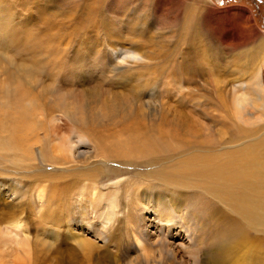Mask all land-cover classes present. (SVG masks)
I'll list each match as a JSON object with an SVG mask.
<instances>
[{
	"label": "rangeland",
	"instance_id": "374dc122",
	"mask_svg": "<svg viewBox=\"0 0 264 264\" xmlns=\"http://www.w3.org/2000/svg\"><path fill=\"white\" fill-rule=\"evenodd\" d=\"M0 7V17L11 15L0 19V79L9 80L11 100L3 117L36 122L46 96L47 106H57L48 120L58 127L48 146L63 148L71 161L62 173L37 153L28 165L13 164L9 154L8 161L0 160V229L11 231L0 236V264H26L19 224L26 226L30 250L51 245L46 231L54 232L56 249L44 264H67L62 259L81 251L89 257L86 264L181 263V252L194 246L197 218L185 219L176 204L182 189L162 184L157 173L178 162L179 174L181 147L194 149L192 142L203 136L188 130L196 119L203 124L198 115L203 106L231 128L212 78L228 76L241 62L236 57L264 40V0H0ZM245 28L252 30L248 40H242ZM129 52L137 60L123 58ZM196 68L201 72L194 80ZM258 70L264 91V66ZM253 80L248 75V84ZM42 82L49 85L47 94H41ZM124 120L158 154L108 156L115 142L128 149L127 134H116L122 128L116 122ZM84 123L94 130H78ZM29 137L36 141L33 133ZM66 187L48 220L41 205ZM72 217L76 224L70 226ZM250 236L264 249V233ZM201 248L187 264L206 262Z\"/></svg>",
	"mask_w": 264,
	"mask_h": 264
},
{
	"label": "bare ground",
	"instance_id": "6f19581e",
	"mask_svg": "<svg viewBox=\"0 0 264 264\" xmlns=\"http://www.w3.org/2000/svg\"><path fill=\"white\" fill-rule=\"evenodd\" d=\"M9 17L11 15L1 14L0 19L9 21ZM3 30L0 27V32ZM250 31L252 30L249 28L243 29L242 40L245 38L248 40L251 37ZM137 57V55L129 52L123 58L137 60ZM235 61L241 62L236 63L228 76L212 78L216 97L223 98V104L226 105V109L233 120L231 128L210 115L206 106H203L201 114H198L199 118L205 119H203V124L196 119L193 125L188 127L189 131H199L203 133V136H197V142H192L194 149L186 144L181 147L185 158L179 167V174L178 162L173 164V169L164 168L157 173V178L162 184L182 189L183 194H180L181 199L179 198L176 204L183 208L181 209L184 211L185 219L192 222L194 218H197L193 245L199 248L186 247L181 252L182 261L179 264H187V258L200 252L202 245L204 246L203 258L206 261L203 264H225L234 257L237 259L236 261L241 260L243 264H264V249L260 246L261 242L255 236H250V231H253L255 235L264 233V91L260 85V72L258 70V66H264V40L257 39L252 48L239 54ZM199 72L201 69L196 68L190 76H194L195 80L198 78ZM39 75L41 76V74ZM248 75L254 77L252 84H248L246 81ZM49 76H53V74H49ZM200 76H205L206 81L209 82V75L206 76L203 71ZM32 78L33 74L29 73L28 79ZM191 79L193 78L191 77ZM7 81L9 80L6 77L0 79V160L8 161L7 154H9L13 164L18 162L20 164L21 161L22 165H28L33 159L36 160L34 154L37 153L43 162L54 168L53 171L67 172L63 167H68L71 161L63 156V148L48 146L50 139L58 134L55 119L48 120V117L57 111V106H54L55 104L47 106L45 96L43 104L39 102L40 117L36 122L22 120L20 116L3 117L4 114H8V105L11 102L9 99V82ZM194 84L193 87L197 85V83ZM40 87L41 94H47L49 85L42 82ZM201 99L207 102L204 96ZM58 107L61 109V105ZM63 111H68V107L65 106ZM69 121L71 122L70 119ZM117 124H120L122 128L116 134H127L128 141L131 142L127 146L128 149H124L126 151L121 150V147L115 145V142L114 148L107 153L108 156L120 158L128 155L134 156L137 151V155L140 153L139 156L142 155L146 159L158 154L149 141H140V135L135 134L138 129L130 122L124 120L122 123L116 122L115 125ZM216 124L220 126L219 131L215 130ZM256 127L259 130H256ZM88 128L90 131L94 130L91 125H88ZM88 128L86 123L77 127L78 130L84 131H88L85 130ZM40 132L43 134L41 139L38 138ZM160 132L162 133V130ZM31 133H33L36 141L29 137ZM48 138L49 142L47 141ZM46 149L50 150L53 154L52 157L47 155ZM191 150H194V157L186 158ZM60 184L62 185V183ZM165 189L167 193H169L168 191L173 192L169 187ZM185 189L189 190L186 191ZM60 190V194H56L57 197L53 195L55 197L49 204L45 202L44 205H41V209L46 207L44 215L48 217V220L53 219V204L67 193V187ZM40 196L42 195H37L38 202L41 201ZM47 200L48 198H46ZM169 201L171 203L173 200L170 199ZM182 201L185 203L184 205H182ZM175 206L174 204L172 207L177 213L180 208ZM162 214L160 213L159 217H162ZM70 216H74V214L72 213ZM73 218L71 220L66 218L70 226L76 224ZM20 229L22 232L21 252L24 262L26 264H44L47 255L56 249L54 232L45 230L48 232L46 234H49L46 236L53 242L51 245L48 246L44 243L42 249H39L34 244L30 250L26 226L22 225ZM9 232L11 231L7 227L1 228L0 236H7V233L10 234ZM66 247L69 248L70 246L66 244ZM80 247L83 249L81 244ZM239 253L240 255H238ZM70 254H72V249ZM41 255L43 259H39ZM77 257H80L78 264H86L89 259L88 255L81 251L77 252L76 257L67 256L61 262L74 264L77 263ZM161 258L164 259L163 256ZM236 261L232 264H237ZM145 264L148 263L145 262Z\"/></svg>",
	"mask_w": 264,
	"mask_h": 264
},
{
	"label": "clouds",
	"instance_id": "9594fccd",
	"mask_svg": "<svg viewBox=\"0 0 264 264\" xmlns=\"http://www.w3.org/2000/svg\"><path fill=\"white\" fill-rule=\"evenodd\" d=\"M20 225V228L22 227V225L21 224H19Z\"/></svg>",
	"mask_w": 264,
	"mask_h": 264
}]
</instances>
